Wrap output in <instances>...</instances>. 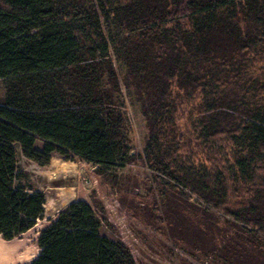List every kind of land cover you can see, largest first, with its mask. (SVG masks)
<instances>
[{"label":"trees","instance_id":"1","mask_svg":"<svg viewBox=\"0 0 264 264\" xmlns=\"http://www.w3.org/2000/svg\"><path fill=\"white\" fill-rule=\"evenodd\" d=\"M110 49L141 105L152 168L177 192L160 194L174 241L212 264H264V0H0L1 239L44 212L18 154L42 167L71 155L104 171L132 161ZM172 86L200 94L199 134L223 138L229 163L180 155ZM101 228L90 205L71 203L40 233L30 264H136Z\"/></svg>","mask_w":264,"mask_h":264},{"label":"rangeland","instance_id":"2","mask_svg":"<svg viewBox=\"0 0 264 264\" xmlns=\"http://www.w3.org/2000/svg\"><path fill=\"white\" fill-rule=\"evenodd\" d=\"M101 23L107 35V24L104 21ZM109 28L114 36L119 33L117 29ZM110 57L121 86L122 112L127 124V143L132 161L123 168L104 171L71 155L60 157L54 154L49 164L42 167L18 154V170L24 174L22 184L30 191L42 193L47 206L41 219L29 232L14 239L26 249L39 252L37 240L40 233L71 203L83 201L102 221L101 234L122 241L136 264H212L210 258H205L192 245L174 241L170 230L162 222L165 208L160 194L165 202L177 197V192L166 186L165 179L152 168L154 164L146 152L149 131L141 105L128 89L111 49ZM4 86V82L0 81V98L4 94ZM171 94L176 107L172 144L179 143L180 155L193 163L207 166L229 163L230 150L223 138L205 141L199 134L197 123L202 116L200 94L190 96L174 86ZM41 146V143H36V147ZM70 192L74 193L73 197ZM182 198L190 199L189 193L184 191ZM194 201L192 199L191 202ZM35 226L41 227V231H32ZM37 233L39 235L34 239Z\"/></svg>","mask_w":264,"mask_h":264},{"label":"bare ground","instance_id":"3","mask_svg":"<svg viewBox=\"0 0 264 264\" xmlns=\"http://www.w3.org/2000/svg\"><path fill=\"white\" fill-rule=\"evenodd\" d=\"M68 170H72V169H68ZM69 194L72 196L74 193L70 192ZM46 206H47V204L44 205V208H46ZM32 231H41V227L35 226ZM38 235L39 234L37 233L34 239H37ZM38 255H39L38 251H32V250L26 249L22 243L17 242L15 239L12 240L11 242L10 241L6 242V241L2 240L0 237V264H30L31 262H33L38 257Z\"/></svg>","mask_w":264,"mask_h":264}]
</instances>
